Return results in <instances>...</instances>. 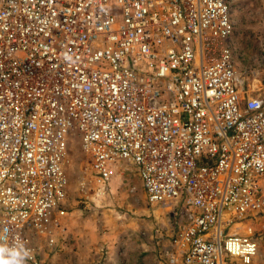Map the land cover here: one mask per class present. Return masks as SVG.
Here are the masks:
<instances>
[{
    "label": "built area",
    "instance_id": "built-area-1",
    "mask_svg": "<svg viewBox=\"0 0 264 264\" xmlns=\"http://www.w3.org/2000/svg\"><path fill=\"white\" fill-rule=\"evenodd\" d=\"M232 30L229 0H0V244L25 264L56 247L76 138L87 202L136 167L164 264L253 257L237 229L264 211V107Z\"/></svg>",
    "mask_w": 264,
    "mask_h": 264
},
{
    "label": "rangeland",
    "instance_id": "rangeland-1",
    "mask_svg": "<svg viewBox=\"0 0 264 264\" xmlns=\"http://www.w3.org/2000/svg\"><path fill=\"white\" fill-rule=\"evenodd\" d=\"M229 6L233 30L228 41L240 84L264 107V0H229ZM67 144V197L56 214L64 232L56 235V247L42 251L38 264H73L80 248L83 264H164L163 256H156L165 252L164 240L157 249L147 235L163 211L145 202L136 167L120 162L104 196L87 202L79 190L87 172L85 157L76 138ZM237 230L255 240L256 254L235 264H264V211Z\"/></svg>",
    "mask_w": 264,
    "mask_h": 264
},
{
    "label": "clouds",
    "instance_id": "clouds-1",
    "mask_svg": "<svg viewBox=\"0 0 264 264\" xmlns=\"http://www.w3.org/2000/svg\"><path fill=\"white\" fill-rule=\"evenodd\" d=\"M29 255V250L24 248L22 244L14 247L0 244V264H25Z\"/></svg>",
    "mask_w": 264,
    "mask_h": 264
},
{
    "label": "crops",
    "instance_id": "crops-1",
    "mask_svg": "<svg viewBox=\"0 0 264 264\" xmlns=\"http://www.w3.org/2000/svg\"><path fill=\"white\" fill-rule=\"evenodd\" d=\"M159 209V208H158ZM160 210V209H159ZM145 234H147L146 232H145ZM149 237H151V234H147ZM163 243H165V247H167V248H165V252H161V251H157L156 252V256H158V258L160 257V258H162V256L167 252V251H169V248H168V243L166 242V241H163ZM159 244H160V242H159ZM157 246V245H156ZM157 249H158V246H157ZM79 252L81 253L82 252V249L80 248L79 249ZM80 253H78V258L75 260V262H73V264H83V262L80 260L81 258H82V254H80ZM66 258V257H65ZM163 260H164V258H163ZM78 261V262H77ZM96 264H108L107 262H101V261H98Z\"/></svg>",
    "mask_w": 264,
    "mask_h": 264
}]
</instances>
